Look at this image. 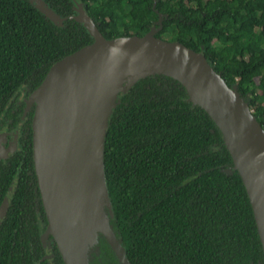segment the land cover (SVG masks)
<instances>
[{"label": "trees", "instance_id": "1", "mask_svg": "<svg viewBox=\"0 0 264 264\" xmlns=\"http://www.w3.org/2000/svg\"><path fill=\"white\" fill-rule=\"evenodd\" d=\"M0 0V130L16 127L25 99L60 58L93 36L73 0ZM107 39L142 36L202 52L264 129V0H80ZM160 17V22H159ZM248 22L241 29L243 22ZM170 76L139 78L119 94L103 137L109 224L130 264H264L251 205L219 128ZM26 112L18 145L0 159V264H64L49 236ZM52 240V244H51ZM46 246V247H45ZM88 264H120L97 234Z\"/></svg>", "mask_w": 264, "mask_h": 264}, {"label": "water", "instance_id": "2", "mask_svg": "<svg viewBox=\"0 0 264 264\" xmlns=\"http://www.w3.org/2000/svg\"><path fill=\"white\" fill-rule=\"evenodd\" d=\"M29 1L55 23L61 22L42 0ZM73 7L74 18L85 25L93 41L50 66L25 99L8 149H16L12 143L18 144L19 129L33 105V166L47 219L41 241L51 236L64 264H88L89 250L100 234L119 263L130 264L108 222L112 210L103 170V137L116 91L122 94L139 78L161 74L179 81L187 99L219 128L245 187L264 257V129L248 104L202 52L156 37L154 27L142 36L107 39L80 0H73ZM11 188L0 204V223Z\"/></svg>", "mask_w": 264, "mask_h": 264}, {"label": "rangeland", "instance_id": "3", "mask_svg": "<svg viewBox=\"0 0 264 264\" xmlns=\"http://www.w3.org/2000/svg\"><path fill=\"white\" fill-rule=\"evenodd\" d=\"M247 24H248L247 21L246 22H243L241 24V29H244ZM119 94H120V92L119 91H116V94H115V97H114V103H115V100L118 98ZM4 134H5V138L3 137L2 139H0V155L1 154L7 155L10 152L8 149H9V147L11 145V141H12V137H11L12 136V131H10V133H8V134H6V133H4ZM6 144H9V147L8 148H5V152H4V151H2L3 150L2 148H4L3 146H6ZM12 145L14 147H16L18 144L12 143ZM105 210L107 211V208H105Z\"/></svg>", "mask_w": 264, "mask_h": 264}, {"label": "flooded vegetation", "instance_id": "4", "mask_svg": "<svg viewBox=\"0 0 264 264\" xmlns=\"http://www.w3.org/2000/svg\"><path fill=\"white\" fill-rule=\"evenodd\" d=\"M31 108H33V105L30 107V109ZM20 122V121H19ZM18 125V124H17ZM16 125V126H17ZM22 127V126H21ZM14 128L15 127H13L12 129H6V128H4V129H2V130H0V139H2L3 137L5 138V134L4 133H6V134H8V133H10V131H13L14 130ZM18 134H19V136H20V129H19V132H18ZM3 135V136H2ZM19 136L17 137V142L19 141L18 140V138H19ZM4 148H2L1 150L2 151H4L5 152V148H8L9 147V144H6V146H3ZM11 154V152L10 153H8L7 155H4V154H1L0 155V159H4V158H6L7 156H9ZM45 230V229H44ZM48 239H49V237H48ZM48 239H46L45 241H44V244H48L49 243V240ZM51 244H52V240H51ZM46 247V246H45ZM48 247H50V246H48L47 245V249H48Z\"/></svg>", "mask_w": 264, "mask_h": 264}]
</instances>
